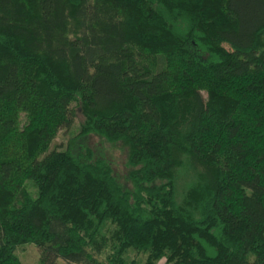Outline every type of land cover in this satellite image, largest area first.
<instances>
[{"label": "trees", "instance_id": "1", "mask_svg": "<svg viewBox=\"0 0 264 264\" xmlns=\"http://www.w3.org/2000/svg\"><path fill=\"white\" fill-rule=\"evenodd\" d=\"M77 110V138L127 147L131 188L51 149ZM26 243L264 264V0H0V264Z\"/></svg>", "mask_w": 264, "mask_h": 264}, {"label": "rangeland", "instance_id": "2", "mask_svg": "<svg viewBox=\"0 0 264 264\" xmlns=\"http://www.w3.org/2000/svg\"><path fill=\"white\" fill-rule=\"evenodd\" d=\"M83 121L82 113L77 110L76 116H74L72 123L69 126H65L60 129L58 135L52 143L51 149L58 148L64 149L70 143H72L73 150L76 153L85 149H89L95 158H105L107 159L114 170L116 177L122 182L127 188L132 187V182L129 179L130 168L127 164L128 162V149L122 143H111L107 141L104 137L91 134L83 138H77L81 122ZM76 137V138H75ZM73 141V142H72ZM33 195H37V190L32 189ZM17 256L19 257L21 264H39L41 248L35 243H26L17 247ZM147 257L144 252H139L136 250L129 251V260L134 261L137 264L143 263ZM165 258L159 260L158 264H164ZM60 264H65L63 260H60Z\"/></svg>", "mask_w": 264, "mask_h": 264}]
</instances>
